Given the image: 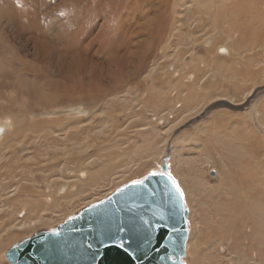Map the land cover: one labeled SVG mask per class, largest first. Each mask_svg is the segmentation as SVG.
Here are the masks:
<instances>
[{"label":"rangeland","instance_id":"rangeland-1","mask_svg":"<svg viewBox=\"0 0 264 264\" xmlns=\"http://www.w3.org/2000/svg\"><path fill=\"white\" fill-rule=\"evenodd\" d=\"M20 1L0 0V264H10L11 245L159 172L163 158L188 208L182 263L264 264V0H237L248 11L242 19L222 14L225 0L80 2L86 66L75 71L34 56L20 27L29 6ZM133 1L135 17L127 11ZM44 2L43 29L49 15L76 14L71 0ZM130 15L131 28L146 19L161 29L151 23L150 33L129 35L136 55L109 63L99 50L100 31L103 41L109 36L102 20L123 28L117 17ZM24 62L31 71H21ZM82 90L94 99L87 109ZM78 105L85 111L74 114ZM102 167L104 179L79 192L78 183L87 186L88 173ZM22 212L38 222L17 227Z\"/></svg>","mask_w":264,"mask_h":264},{"label":"water","instance_id":"water-1","mask_svg":"<svg viewBox=\"0 0 264 264\" xmlns=\"http://www.w3.org/2000/svg\"><path fill=\"white\" fill-rule=\"evenodd\" d=\"M165 176L146 174L91 203L53 230L5 251L10 264H183L188 208Z\"/></svg>","mask_w":264,"mask_h":264},{"label":"bare ground","instance_id":"bare-ground-1","mask_svg":"<svg viewBox=\"0 0 264 264\" xmlns=\"http://www.w3.org/2000/svg\"><path fill=\"white\" fill-rule=\"evenodd\" d=\"M35 1H37V4L35 3ZM63 2L67 1V0H62ZM73 3L71 4V7H72V10L74 13L76 14H72V15H69V16H66L65 20L63 21H59L58 18L60 17L59 14H55V15H49V20L47 21L48 24H47V28L46 29H43L41 26H39L38 24V20L40 19V13L42 12H47L46 10H44L43 8L47 7V4H45L44 0H21L20 2L21 3H28V6H29V9H26V14L27 16L29 17L27 20H25L23 18V15L21 14H18V10L15 8V13L16 15L18 16H21V18H23V21L21 24L20 27H22V29L24 31H26L27 33V38L28 40H31L32 42V45L35 49V52L38 51V53H34V56H39L41 58V60H45V62L48 64V63H52V61H54V63L60 65L63 69L64 66H66L68 69L72 70V71H75L77 69H84L86 66L85 64V53H83V47L82 44V40H79V36L84 32V27H82L80 24H79V20H80V17L78 16L80 13V8H78V4H80V2H85L86 0H71ZM144 1V0H143ZM150 3L153 2L154 4V0H149ZM236 2H239L237 0H225V4L223 3L222 5V14L225 15V13L227 14V16L231 17L232 14H234V16H238L240 19H242L243 16H246V13H248L247 9L246 8H241L240 4H236ZM248 2V1H247ZM206 3V2H205ZM249 3V2H248ZM134 4V5H132ZM138 6L139 3H136L135 1L131 2V4L128 5V9L127 11H132V16L135 17L136 15V11L134 12V7ZM142 4V3H141ZM151 4V5H153ZM5 5H9V1H6L5 2ZM145 5V4H144ZM249 5V4H248ZM133 6V7H132ZM136 6V7H137ZM140 6V4H139ZM147 6V5H146ZM244 6L245 3H244ZM150 7V6H149ZM148 7V8H149ZM243 7V6H242ZM100 8L99 5H96L94 10L95 11H98ZM114 8V7H113ZM139 9V7H137ZM154 8V7H152ZM122 9V7L120 8ZM252 9V7H251ZM116 9H114L115 11ZM259 10V9H258ZM120 11V10H119ZM118 11V12H119ZM146 11H149V10H143L142 14H145ZM161 11V10H160ZM158 11V12H160ZM260 11V10H259ZM219 12V11H218ZM263 12V11H262ZM21 13V12H20ZM117 13V12H116ZM176 14V13H175ZM236 14V15H235ZM259 14V13H258ZM257 14V15H258ZM264 14V13H262ZM119 15V14H118ZM159 15V14H158ZM132 16H126V17H122V16H118L117 18L119 19H122L123 21V25L124 26L123 28L120 27V28H115V27H112L110 25V20L109 18H104L102 20V28H105L107 29V34L109 35L105 41L102 40L103 38V32L100 31V34L99 32H97L99 34V38L101 36V41L102 43L100 44L99 46V50H101L102 52H104V58L107 62L109 63H114L115 65H121V64H124V62H127L125 60H127L128 58L126 57V54L128 55H136L135 54V51L134 53L132 54L131 50L129 49V45L131 44V42L129 41L128 37L129 35L131 34H142L144 35V32H147V33H150L149 31H151L150 29V25L151 23L153 22H149L148 20L146 19H143L142 21L140 20V22L137 23V27H134V28H131V18ZM155 16V15H154ZM262 16V15H260ZM259 16V17H260ZM143 17H145L143 15ZM263 17V16H262ZM147 18V17H145ZM149 18V17H148ZM152 18V17H151ZM150 18V19H151ZM161 18V17H160ZM155 19V18H154ZM228 19V18H227ZM245 20V19H244ZM93 22L96 21V18H94L92 20ZM91 21V22H92ZM234 21V20H233ZM236 21V20H235ZM239 21V20H238ZM237 21V22H238ZM117 22V20H116ZM155 22H158V21H155ZM159 23V22H158ZM233 23V22H232ZM240 23V22H239ZM238 25H242V24H239ZM244 23V22H243ZM157 25V28L159 31L161 29V25H158L157 23H155ZM155 24L153 23V25L155 26ZM231 24V23H230ZM234 24V23H233ZM253 24V23H252ZM113 25H116L113 24ZM120 25V24H119ZM69 26H72L71 27V30L69 28ZM247 26V25H246ZM10 27V26H9ZM101 27V26H100ZM251 27V26H250ZM256 27V26H255ZM74 28H76V30H74ZM115 28V29H114ZM212 28V27H211ZM231 28V27H230ZM240 27H238V30ZM54 30V33H53V36L52 38L50 39L49 36L46 35L47 32H50L51 30ZM79 29V30H78ZM154 28H152L153 30ZM233 29V28H232ZM74 30V31H73ZM9 32L11 31L8 30ZM99 31V30H97ZM155 31V30H154ZM246 31V29H244V32ZM38 33V34H37ZM92 33V32H91ZM91 33L88 34V36H91ZM159 33V32H158ZM37 34V36L35 35ZM160 34V33H159ZM96 35V33H95ZM14 36V35H13ZM96 37V36H95ZM98 37V36H97ZM89 38V37H88ZM50 39V40H49ZM53 41V42H52ZM54 41H56L58 44L55 45L54 44ZM84 41H90L89 39H85ZM83 41V42H84ZM146 41V40H145ZM92 40H91V44H92ZM147 42V41H146ZM30 43V42H29ZM30 43V45H31ZM87 43V42H86ZM139 45V43L137 44ZM25 46V45H24ZM27 47V46H26ZM94 47V46H93ZM22 48V47H20ZM85 49V48H84ZM87 50V49H85ZM84 50V51H85ZM87 52V51H85ZM128 52V53H126ZM139 55V54H138ZM6 56V55H5ZM33 56V54H32ZM8 60L12 58V56H8L7 57ZM133 58V56H132ZM129 60V59H128ZM22 61V60H21ZM51 64V65H52ZM35 65V64H34ZM4 66V65H3ZM28 66H30L29 64H25L22 63V68H21V71H31V69H28ZM123 66V65H122ZM5 67V66H4ZM33 67V66H32ZM31 67V68H32ZM121 67V66H119ZM35 68V67H34ZM36 69V68H35ZM39 73V72H38ZM63 74V71L61 72ZM65 75V74H64ZM67 90V89H66ZM90 91V89H89ZM85 90H82V94H84ZM29 95V94H28ZM67 95V94H66ZM65 95V97H66ZM78 95V93H77ZM29 97H32L31 95H29ZM64 97V98H65ZM61 98V97H60ZM63 99V98H62ZM52 100H49L47 102H51ZM81 101L83 102L82 104L85 106V108L87 109V107H89V105H93V101L94 99L88 95V94H84V95H81ZM262 102V101H261ZM86 104H89L88 106H86ZM91 107V106H90ZM85 110H83L81 108L80 105L77 106V110L74 111V114L75 113H82L84 112ZM209 113V112H208ZM15 119V117H13ZM14 123V121H13ZM6 125V124H5ZM4 125V127H5ZM19 126H17L16 128V132L17 134L20 132L21 130V125L20 123L18 124ZM4 127L0 128V136H2L4 134ZM67 129V128H66ZM15 131V130H14ZM24 131V130H23ZM34 136V135H33ZM20 139V138H19ZM36 139V138H35ZM16 140V139H15ZM86 143V142H85ZM80 145H82L80 143ZM78 147V145H77ZM12 148V147H11ZM72 148V147H71ZM7 149V148H6ZM72 149H76V148H72ZM80 149V148H79ZM77 150V149H76ZM81 151V150H79ZM236 151H238V149H236ZM69 154H71V151L69 152ZM238 153V152H237ZM136 164V163H135ZM11 166V165H10ZM8 167V166H7ZM130 168H133L134 166H129ZM23 168V167H22ZM46 170V169H45ZM106 171H107V168L105 170L104 167H102V169H98V171L96 172H89L88 174V181H87V186L82 184V183H78V186H79V189L78 191L79 192H86L87 191V187H89L90 185H94L95 184V180H99L100 179H104L103 177V174L106 175ZM124 173V172H123ZM123 173H120L119 175H116V178L118 177H121ZM99 175V178L97 175ZM110 176V175H109ZM46 177H49V176H46ZM17 179V178H16ZM50 179V178H49ZM52 179V178H51ZM115 177H113L111 180H114ZM19 181V179H18ZM48 181V180H47ZM51 181V180H50ZM94 182V183H93ZM48 186L51 185V182H47ZM99 184V183H98ZM8 185V184H7ZM70 184L67 183L66 186H68ZM21 186V183L20 185ZM18 186V187H19ZM23 186V184H22ZM53 185L50 186V188H52ZM71 186V185H70ZM74 186V185H73ZM96 186V185H95ZM105 186V185H104ZM11 187V186H10ZM65 188V187H64ZM63 186H62V189H64ZM211 188V186H210ZM6 189V188H5ZM8 189V188H7ZM18 189L17 186L16 188L12 189L10 192L11 194L13 195L15 192H18ZM61 189V187L59 188V190ZM23 191V189H20ZM71 190V189H70ZM74 190V189H72ZM200 191V190H199ZM74 192V191H73ZM84 192V193H85ZM77 193V192H76ZM18 198H12V200H17ZM19 200V199H18ZM35 201V200H34ZM38 203H41L40 200H36ZM225 202V201H224ZM261 209V208H260ZM259 209V210H260ZM247 210V209H246ZM22 215L24 216L22 218L23 222L18 224L17 227L19 228H22V227H29L31 225H34L33 223L35 222H38L36 219H33L30 217V215L28 214V212H26V215L24 212H22ZM21 215V216H22ZM40 218V217H39ZM28 219V220H27ZM253 219V218H252ZM32 220H34L32 222ZM251 220V219H250ZM261 221V220H260ZM259 221V222H260ZM40 222V221H39ZM254 222V221H253ZM4 223V222H3ZM262 223V221H261ZM243 224V223H242ZM263 225V224H262ZM16 227V225H13ZM223 226V225H221ZM253 226V225H252ZM256 226V225H254ZM235 232V231H234ZM238 234V233H237ZM33 235V234H32ZM31 235V236H32ZM239 235V234H238ZM262 239V238H260ZM259 239V241H260ZM5 238L2 239L0 238V251L3 249V247H5ZM256 240V239H255ZM261 242V241H260ZM257 243V242H256ZM256 245V244H255ZM234 249V248H233ZM262 251V250H261Z\"/></svg>","mask_w":264,"mask_h":264},{"label":"snow or ice","instance_id":"snow-or-ice-1","mask_svg":"<svg viewBox=\"0 0 264 264\" xmlns=\"http://www.w3.org/2000/svg\"><path fill=\"white\" fill-rule=\"evenodd\" d=\"M149 175H152V176H156V175L165 176L166 174L163 173V172H160V173L153 172V173H150ZM167 180H169L171 182L172 187L175 189V192L179 194L181 199H183L182 191L180 190V188L177 185L176 181L171 177L170 174H167ZM133 183L139 184V183H141V181H134Z\"/></svg>","mask_w":264,"mask_h":264}]
</instances>
